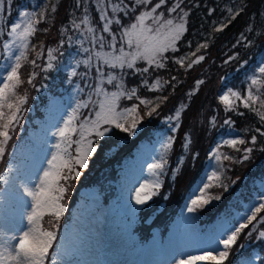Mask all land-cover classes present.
<instances>
[{
    "label": "trees",
    "instance_id": "1",
    "mask_svg": "<svg viewBox=\"0 0 264 264\" xmlns=\"http://www.w3.org/2000/svg\"><path fill=\"white\" fill-rule=\"evenodd\" d=\"M107 2L105 0V4ZM157 2L159 0H153V4ZM112 3H120V0H112ZM175 3L176 0H167L157 13L168 15V9ZM3 4L2 23L21 5H26L32 12L39 13L44 10L45 16L37 25L38 31L31 37L28 60L37 59L36 51H42L43 54L36 61V66L30 67L28 62H24L25 68L21 70V78L25 83L17 92L20 95L26 94L27 102L23 105L19 121L11 133L12 138L8 142L5 155L0 158V174L5 173L6 162H10L15 153L14 143L19 142L26 131H34L35 123L43 116L47 98L62 96L65 89L77 79L84 89L83 101H88L85 92L88 94L97 86V81L92 80L93 74L97 75V68L91 65L84 67V70L77 69L78 74L73 76L70 74L71 58L73 62H77L88 60L91 56L92 64L95 58L94 48H98L91 42L93 35L103 36L107 41L113 34L119 38L122 28L132 24L140 12L147 11L152 6L137 7L134 0H123L122 7L126 6V12L116 14L109 7L110 18H119L121 24L114 23L111 33H103L96 0H80V3L77 0H3ZM53 7L56 9L54 12ZM181 8L183 12L177 10L171 15L180 17L184 12L187 13L186 31L176 42L178 51L169 50L164 53L163 68L147 64L149 71L141 73L139 70L144 68V62L136 64L132 69L103 68L106 79L115 76V81L121 83L122 77L124 90L135 88L137 96L154 103L147 107L140 106L143 119L134 135L129 136L113 129L98 142L101 145L89 157L88 167L81 172L78 179L68 182V191L62 201L66 208L63 216L55 227L48 223L50 218L46 216L45 228L57 233L65 217L69 219L71 206L77 198L75 195L81 188L96 189L105 208L123 196L125 177H122V169L128 159L134 156L140 144L145 142L147 145L155 140L156 130L157 134L162 133L163 129L171 130L174 140L166 156L167 171L161 175L162 186L158 194L152 197L148 205L136 212L137 237L145 243L146 249L151 248L154 231L166 237L168 225L175 221L191 189L208 171L209 166L216 165L211 154L217 148V142L224 138H242L247 143L238 146L241 149L239 152L230 147L220 148L221 153L233 157L232 160L223 161L222 182L227 185V191L223 187L211 188L212 196L219 195L221 198L215 199L213 206L196 209L200 214L201 233L212 235L213 242L217 243L220 236L218 226L226 224L233 229L240 222L241 214L248 208H254L262 193L264 196V135L260 134L264 132V123L254 111L239 102L235 111H225L224 105L218 99L229 89L246 95L251 75L259 66H264V0H183ZM229 8L232 9V14L239 11L235 19L227 11ZM85 15L88 17V24L81 23ZM76 21L80 25L79 29L73 24ZM223 25L227 26L217 31ZM87 27L93 28L94 32L88 33L85 30ZM205 43L207 48H201L197 53L205 59L188 68L187 64L194 59L190 54ZM32 45L36 46V51L32 50ZM84 48L89 49V52H84ZM48 49L54 50L55 59L51 61V69L47 68ZM180 58H185L184 66L176 63ZM32 73L36 75L33 82L28 84L27 80ZM157 80L161 81L162 88L155 91L149 90L144 83L147 81L148 85H152ZM197 81H203L198 89ZM192 92L195 94L190 96L189 93ZM164 97L167 99H163ZM91 98L93 101L98 99L94 93ZM261 99H264V88L261 89ZM138 103L135 98L129 100L121 97L119 108ZM183 105L186 107L181 112L177 127V121L169 118L174 117ZM152 107H156V112L147 116L146 113ZM253 107L258 108L259 104ZM94 110L95 105L89 102L78 123L90 116ZM226 120L230 123L226 124ZM253 136L256 137L254 143ZM135 140L138 141L137 144ZM25 145L27 142H24ZM245 148L252 149L247 160H243ZM181 158L182 164L178 166L177 161ZM94 164L97 166L93 167ZM0 187L4 188L5 185ZM261 216H264V211L258 214L257 221L240 234L225 264H244L250 261L264 264V238L259 236L264 231V222L259 220Z\"/></svg>",
    "mask_w": 264,
    "mask_h": 264
},
{
    "label": "snow or ice",
    "instance_id": "2",
    "mask_svg": "<svg viewBox=\"0 0 264 264\" xmlns=\"http://www.w3.org/2000/svg\"><path fill=\"white\" fill-rule=\"evenodd\" d=\"M77 2L80 3V0H77ZM166 3L167 0H159V2L154 4L153 0H134V5L137 7L152 6L149 10L140 12L135 17V22L122 28L120 47H117L114 34L111 36V42L109 43L105 42L103 36L93 35L91 37L94 47L98 46L99 48V50L93 52V55L99 62L97 72L100 73L101 77L104 75L103 68L105 66L112 69L126 66L128 69H132L138 60L146 61L149 66H155L156 68L164 67L162 63L164 53L169 50L178 51L176 42L186 31L187 16V13L184 12L179 18V23L174 22V19L171 18L162 19L164 13L157 14V10ZM182 3L183 0H176V3L168 9V12L176 13L177 10L183 12ZM96 4L99 11V20L103 22L101 31L103 33H111V26L114 23L117 25L121 24V20L119 18L115 20L110 18L108 9L110 7L113 14L122 11L126 12V6L122 7L123 0H120V3H112V0H108L107 4H105V0H96ZM55 10V7H53L52 11L54 12ZM227 11L232 14L231 8L227 9ZM236 15H239V11L232 14V19H235ZM44 16V10L39 13L34 11L20 12L19 20L13 23L7 32L11 40L5 41L2 45L3 50L8 53L9 63L0 65V158L5 155L8 142L12 138L11 133L14 131L15 124L19 121V114L23 109V105L27 102V95H20L17 92V89L25 83L21 78L20 69L23 67L22 62L25 61L36 66V59L28 60V50L30 38L38 31L37 25L44 19ZM149 20L151 24L146 23ZM81 23H89L87 15L84 16ZM73 24L77 29L80 28L79 24H75V22ZM226 26L223 25L217 31L223 30V27ZM44 31H47V29H44ZM87 32L93 33L94 29L88 27ZM207 46L206 43L201 44L196 48L195 52L190 54L194 59L187 64L188 68L205 59L203 55H197V53L200 52L201 48H207ZM106 47L112 49V51H104L103 49ZM125 47L131 49V51H125ZM14 49L18 50V54H14ZM32 50L36 51L35 45H32ZM53 51L52 49L47 50L48 69L53 67L51 63L55 59ZM83 51L89 52V49L84 48ZM42 54V51H36V58L39 59ZM91 59L92 57L90 56L88 60L77 61L76 63L77 65L80 63L90 65ZM184 59L180 58L176 63L184 66ZM139 71L147 73L149 67H144ZM257 71L259 76L251 77L250 87L246 95H241L240 92L229 89L218 99L224 105L225 111H235L238 106L237 102H239L245 108L254 111L260 121L264 123V111L260 110L264 109V99H261V89L264 88V66H260ZM76 74L75 70L71 73L73 76ZM35 75V73H32L29 76L28 84L33 82ZM116 79L117 77L115 76H109L107 83L113 84ZM120 79L121 83L114 85L117 91H106L101 87L103 84V79H101L100 83L93 88V93L99 99L93 101L90 95L88 101H78L76 103L67 117L63 119L62 126L52 133L53 136L58 138L53 145L55 150L47 160V166L35 178L33 186H29V177L17 175L12 179V187H0V207H2L7 196L14 195L23 205L29 208V211L24 216L27 222L25 228L18 230L17 234L7 239H0V264H48L50 249L53 247V242L57 239V234L50 228L44 227V218L46 216L49 217L48 223L55 227L66 211L62 201L68 191V182L81 176L79 169L87 168L89 156L97 151L98 145L91 137L94 135L96 140H102L113 129H118L120 132L131 136L138 130V125L143 119L140 115V106L147 107L154 102L137 96L135 88L124 90L122 77ZM144 83L152 91L162 88L159 80L152 85H148L147 81ZM201 84H203V81H197V89ZM194 94V92L189 93L190 96ZM121 97L129 100L135 98L139 103L133 104L131 107L119 108L118 101ZM157 99L160 100L161 98ZM163 99L167 98L164 97ZM89 102L95 105L94 112L78 123L79 110L87 108ZM256 104H259L258 108L253 107ZM158 106L157 104L156 107ZM156 107H152L146 115L151 116L156 112ZM184 107L186 105L181 106L175 116L169 118L177 121V127L179 126L180 115ZM129 121L131 122L129 123ZM225 123L228 124L230 122L226 120ZM257 131L260 132V129H257ZM260 134L264 135V132H260ZM74 136L78 138L74 139ZM173 140L174 138L169 136L166 142L162 144V154L158 160L148 165L152 178L146 179L134 190L133 198L136 205H145L153 196L158 194V190L162 186L159 176L163 174V169L167 163L165 156L172 148ZM255 140L256 137L253 136L252 142L254 143ZM246 143L247 141L242 138L225 139L213 150L211 155L216 161V166L211 172H205L200 181L191 189L188 195L189 212H194L197 208L207 205L211 199L219 200L221 198L219 195L212 196L209 191L211 188L223 187L227 191V185L222 182L223 161L232 160L233 157L221 153L220 148L230 147L239 152L241 149L238 146ZM184 147H187V145H184ZM243 151L245 153L243 160H247L252 149L245 148ZM177 164L178 166L182 164V158L178 159ZM13 171L14 169L10 167L6 173L0 174V185L9 184V175ZM24 197L29 199H24ZM262 211H264V196L260 198L258 205L250 210L249 214L241 218V222H238L230 232L223 233L221 238L218 239L217 243L222 246V249L217 250L215 254L212 251H205L199 255H189L176 261V264H197V261H213L214 264H225L240 234L245 229H248L254 221H257L258 214ZM259 220L264 222V216L259 217ZM2 235L0 233V237ZM259 236L264 238V231L260 232ZM240 247H243V245Z\"/></svg>",
    "mask_w": 264,
    "mask_h": 264
},
{
    "label": "rangeland",
    "instance_id": "3",
    "mask_svg": "<svg viewBox=\"0 0 264 264\" xmlns=\"http://www.w3.org/2000/svg\"><path fill=\"white\" fill-rule=\"evenodd\" d=\"M3 6L2 0V2H0V28H2L0 30V65L9 63L8 53L3 50L2 45L5 41L11 40V37L7 35L10 26L19 20L20 12H32L27 9L26 5H21V7H16L17 11L8 17V20L2 23L1 8ZM168 18L174 19L176 23L180 22V17L172 16L171 13L166 16L164 15L162 19ZM77 21L75 24L78 23ZM133 22H135V20ZM146 23L151 24V21H146ZM102 24L103 22L101 25ZM153 27H155V25H153ZM87 28L85 29L86 31ZM111 36L112 35H110L108 41L105 40L106 43L111 42ZM120 38L121 33L120 37L116 38L117 47L121 46ZM94 49L99 50V48ZM103 50L112 51V49L107 47ZM125 51H131V49L125 47ZM14 54H18V50L14 49ZM37 60L38 59H36V61ZM142 62L145 63L144 67H148L147 62L143 60H138L136 64L139 65ZM22 63L23 67L20 69V72L25 68L24 62ZM98 64L99 62L93 58L92 64L90 63V65L84 63L77 65L71 58V73L75 70L78 74L77 69L78 71H80L81 68L84 70V67L91 65L97 68ZM29 65L30 67H34L30 63ZM124 68H126V66ZM115 69L121 68L117 67ZM257 70L251 77L259 76ZM94 79L97 81V84L103 79L101 87L106 91H117L114 85L119 84V82L114 80L113 84H108L107 79L104 75L101 77L99 72H97V75L93 74L92 80ZM155 82L156 81L152 84ZM247 86L248 88L250 87V82ZM90 95L93 96V89L90 90L88 94L85 92L86 98H89ZM83 98L84 89L77 79L65 89L62 96L58 98L50 96L47 98L43 116L35 123L34 131H26L25 134L21 136V140L14 143L15 153L10 162H6L7 167L4 168L5 173L10 167L14 169V171L9 175V184L5 185L4 188L12 187V179L17 175L29 177V186L34 185L35 178L40 175L42 169L47 166V160L55 150L53 145L57 142L58 138L53 136L52 133H54L58 127L62 126L63 119L67 117L78 101H83ZM84 109L85 108H81L79 110L78 121L83 117L82 113ZM130 122L131 121H129V123ZM115 131L119 132L118 129H115ZM155 133V136H157L155 140L147 145L145 142L140 144L134 156L128 159L126 165L122 169V177H125V184L124 188H121L125 189V193L123 196H120L121 200L120 198L118 200L116 199L108 208H105L102 206L101 197L96 193V189L86 187L79 190L75 195L77 198L71 206L72 212L69 219L65 217L62 226L56 233L57 239L53 242V247L50 249L48 264H176V261L189 255H199L205 251H212L213 254H215L217 250L222 249L221 245L213 242L214 238L212 235L201 233L199 229L200 214L197 211H188V206H190L188 197L186 201L183 202L182 209L175 217V221L168 225L165 231L167 232L166 237L154 231V234L152 233L153 239H151L150 242L151 248L148 249L145 248L147 247L144 245L145 243L137 237L135 223L136 212H138L140 208H144L145 205H148V202L152 199L145 205H136L133 198L134 190L146 179L152 178L148 165L156 162L162 154V144L171 136V130L163 129L162 133L158 132L159 134H157L156 130ZM29 134L31 135L29 136ZM73 138L76 139L78 137L74 136ZM91 139L95 140L98 146L101 145L98 143L100 140H96L94 135ZM225 139L231 138H224L218 141L217 146ZM23 140L27 142V145L24 146ZM135 142L136 144L138 143L137 140H135ZM134 143L132 145H134ZM95 166L97 165L94 164L93 167ZM215 166V164L209 166L207 172H211ZM84 169H79V171L82 172ZM165 171H167L166 166L163 169V173H165ZM159 180L162 182L161 175L159 176ZM24 199L29 198L24 197ZM214 200L215 199H211L210 203L197 209L201 210L207 206H213ZM259 202L260 199L256 201L255 206H257ZM250 210L251 209L248 208L247 211L243 212L241 218L249 214ZM27 211H29V208L23 205L14 195L6 197L5 202L2 207H0V233L3 234L0 239H7L17 234L18 230H23L25 228L27 222L24 216ZM95 213H97L96 216H94ZM218 230V234L220 235L219 238H221L223 233L230 232L232 229L226 224H220ZM211 236L212 240L209 241ZM219 238H217V241ZM206 262L214 264L213 261H197V264ZM244 264L257 263L250 261Z\"/></svg>",
    "mask_w": 264,
    "mask_h": 264
}]
</instances>
